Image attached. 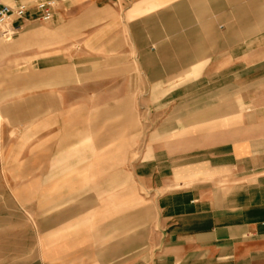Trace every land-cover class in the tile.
Here are the masks:
<instances>
[{"label": "crops", "instance_id": "crops-1", "mask_svg": "<svg viewBox=\"0 0 264 264\" xmlns=\"http://www.w3.org/2000/svg\"><path fill=\"white\" fill-rule=\"evenodd\" d=\"M57 2L59 10L44 28L47 35L59 38L61 28L67 27L75 35L105 36L100 64L113 70L118 68V75L108 81L154 84L152 89L173 83L174 77L183 72L185 83L201 82L206 78L207 68L222 64L223 52L226 60L237 66L241 59L234 52L241 49L239 35L264 34V0ZM67 3L70 5L65 9ZM32 24L25 22L23 30ZM35 31L24 32L21 42L39 33ZM223 35L233 38V43L230 38V45L223 47ZM46 46L52 54L28 60L29 74L19 86L20 95L1 109L0 178L67 176L55 174L57 170L52 168L63 155L62 146L48 148L44 139H54L60 134L63 115L74 108V95L85 98L78 82H86L88 76L77 73V68L90 62H74L72 51L77 48L72 43L48 42ZM85 50L89 51L87 47ZM66 51L71 53L70 61L65 63L62 60ZM126 67L135 68L131 71L133 76L126 78ZM197 67L202 68L200 76L191 79L190 71ZM63 82L74 86L63 87ZM139 91L124 87L117 97L125 98L127 92ZM184 113L185 126L168 121L173 118L166 119L151 134V139H157L156 145L168 147L175 144L170 135L185 130V164H173L166 154V162L172 164L165 170L170 176L163 177V167L157 166L162 156L158 153L152 156L155 166L151 167L150 176L155 191L151 193L156 195L157 217L151 224V234L155 241L148 252L139 253L136 264H264V107L251 113L252 118L248 119L251 122L245 123L246 134L241 140L237 127L221 128L222 108L185 107ZM47 132L50 135L46 136ZM161 136L165 138L158 140ZM121 149L108 150L106 163L114 166ZM258 156L263 162L261 166L255 165L260 162ZM81 162L86 163L85 168H76L75 178L82 177V183L96 185L94 175L85 173L93 167V155ZM217 179L235 184L230 186L224 200L218 197L220 193L215 195L210 184V180ZM255 180H261V187H254ZM238 182L242 185L240 189L236 187ZM163 188L169 192L158 196ZM116 198L120 200V196ZM94 200L95 197L86 198L81 207H93ZM143 255H148L149 263Z\"/></svg>", "mask_w": 264, "mask_h": 264}, {"label": "rangeland", "instance_id": "rangeland-1", "mask_svg": "<svg viewBox=\"0 0 264 264\" xmlns=\"http://www.w3.org/2000/svg\"><path fill=\"white\" fill-rule=\"evenodd\" d=\"M2 1L8 6L20 2L32 7L35 0ZM69 5L67 3L65 9ZM7 23L10 20L0 24V112L20 95L19 86L23 77L29 74L28 60L52 54L46 46L48 42L72 43L77 48L72 51L74 62L89 61L90 64L77 68V73L88 76L86 82H78V87L84 89L85 98L74 95V108L63 115L60 134L57 133L54 139H44L48 148L62 146L63 155L52 168L57 170L55 174L67 176L56 179L0 178V264L139 263V253L148 252L155 241L151 234V224L157 217L156 195L151 193V190L155 191L150 176L151 167L155 166L152 156L157 153L162 156L157 166L163 167V177L170 176L165 173L167 166L172 164L170 162L185 164V130L171 134L175 144L168 147L156 145L157 139H151V134L166 119L173 118L168 121L185 126V107L216 106L222 108L221 128L237 127L239 140L244 139L245 123L251 122L248 120L252 118L251 113L264 107V34L239 35L241 49L234 52L241 59L237 66L231 65L223 52L222 64L207 68L206 78L201 82L185 83L183 72L174 77L173 83L165 84L162 89H152L154 84L108 81L111 76L118 75V68L113 70L100 64L103 35H75L71 33L73 29L62 27L57 38L47 35L44 28L49 26L48 23L35 22L18 34L4 37L2 31ZM29 30L39 33L21 42L22 34ZM230 38L223 35V47L230 45L231 40L233 43ZM7 39L11 40L5 42ZM70 53L63 52L66 56L63 62L70 61ZM245 62L255 65L247 66ZM133 69L125 68L126 78L133 76ZM201 71L199 67L191 69V79H197ZM62 85L74 86L69 82ZM124 87L140 91L127 92L125 98L117 97ZM181 109L183 114L178 113ZM15 135L17 137L18 133ZM161 138L165 136L158 140ZM117 147L122 151L111 166L106 163L105 154ZM166 154L170 162H166ZM91 155L93 167L85 173L94 175L92 179L96 185L82 183V177L74 176L76 168H85L86 163L81 160L89 159ZM258 158L260 161L261 156ZM261 164L262 161L255 162L256 166ZM210 182L215 195L220 193L221 200L230 186H235L228 180ZM261 185V180L254 182L255 188ZM241 186L239 182L236 185L238 189ZM165 192L169 191L159 189L158 196ZM117 196H120L119 201ZM89 197H95L93 207L82 208ZM117 219L118 223L114 224ZM142 257L149 263L148 255Z\"/></svg>", "mask_w": 264, "mask_h": 264}, {"label": "built area", "instance_id": "built-area-1", "mask_svg": "<svg viewBox=\"0 0 264 264\" xmlns=\"http://www.w3.org/2000/svg\"><path fill=\"white\" fill-rule=\"evenodd\" d=\"M57 11L56 0H35L32 7L17 2L8 6L0 0V24L10 20L12 35L23 31L25 22H50Z\"/></svg>", "mask_w": 264, "mask_h": 264}, {"label": "bare ground", "instance_id": "bare-ground-1", "mask_svg": "<svg viewBox=\"0 0 264 264\" xmlns=\"http://www.w3.org/2000/svg\"><path fill=\"white\" fill-rule=\"evenodd\" d=\"M5 26H7V29H6L5 31H3L2 34H3L4 36L11 35L12 30H11L10 23H7V25H5Z\"/></svg>", "mask_w": 264, "mask_h": 264}]
</instances>
